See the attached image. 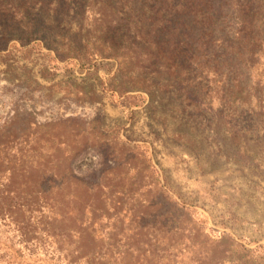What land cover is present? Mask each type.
Masks as SVG:
<instances>
[{
	"label": "rangeland",
	"instance_id": "374dc122",
	"mask_svg": "<svg viewBox=\"0 0 264 264\" xmlns=\"http://www.w3.org/2000/svg\"><path fill=\"white\" fill-rule=\"evenodd\" d=\"M38 34L0 30V264H264V110Z\"/></svg>",
	"mask_w": 264,
	"mask_h": 264
},
{
	"label": "trees",
	"instance_id": "16d2710c",
	"mask_svg": "<svg viewBox=\"0 0 264 264\" xmlns=\"http://www.w3.org/2000/svg\"><path fill=\"white\" fill-rule=\"evenodd\" d=\"M88 1L0 0V30L27 40L43 30L52 46L80 41L81 59L135 62L133 89L148 103L157 94H209L213 77L222 102L263 112L264 0H93L96 10ZM34 5L40 7L29 19ZM90 16L96 25L85 24ZM70 18L80 20L74 31Z\"/></svg>",
	"mask_w": 264,
	"mask_h": 264
}]
</instances>
